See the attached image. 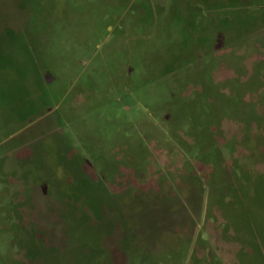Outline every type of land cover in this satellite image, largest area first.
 I'll return each mask as SVG.
<instances>
[{"label":"rangeland","instance_id":"1","mask_svg":"<svg viewBox=\"0 0 264 264\" xmlns=\"http://www.w3.org/2000/svg\"><path fill=\"white\" fill-rule=\"evenodd\" d=\"M0 264H264V0H0Z\"/></svg>","mask_w":264,"mask_h":264}]
</instances>
